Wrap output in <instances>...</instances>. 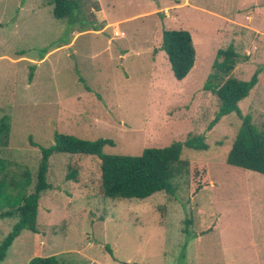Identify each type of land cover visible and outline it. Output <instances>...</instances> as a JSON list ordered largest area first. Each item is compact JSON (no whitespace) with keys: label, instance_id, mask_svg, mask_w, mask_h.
I'll list each match as a JSON object with an SVG mask.
<instances>
[{"label":"rangeland","instance_id":"1","mask_svg":"<svg viewBox=\"0 0 264 264\" xmlns=\"http://www.w3.org/2000/svg\"><path fill=\"white\" fill-rule=\"evenodd\" d=\"M80 4L72 19H56L47 0H0V118L9 123L1 175L13 184L27 171L33 191L40 150L29 137L43 147L55 132L109 138L114 145L103 152L138 155L202 134L208 148L183 147L180 158L206 161L210 186L191 201L190 182L202 170L184 166L173 194L110 199L100 192L96 157L53 153L37 232L22 230L0 264L47 255L60 264H264V175L226 163L241 119L232 112L208 129L218 101L203 89L216 50L233 43L246 60L232 76L247 80L259 70L239 108L264 129V0ZM164 29L191 34L195 61L181 80L160 49ZM69 165L77 181L66 179ZM199 206L213 209L214 231L200 227ZM16 221L0 218V241Z\"/></svg>","mask_w":264,"mask_h":264},{"label":"trees","instance_id":"2","mask_svg":"<svg viewBox=\"0 0 264 264\" xmlns=\"http://www.w3.org/2000/svg\"><path fill=\"white\" fill-rule=\"evenodd\" d=\"M47 2L52 5V15L56 19H72L81 7L80 0H47ZM160 49L166 54L175 79H183L195 61V49L189 31L164 29L161 33ZM241 59L246 60V56L240 55L233 43L216 50L211 70L203 83V89L214 94L218 101V109L208 124V129L215 125L222 116L235 113L241 119V124L226 155V163L264 175V129L257 128L252 123L251 116L243 115L239 108V102L256 85L259 70H255L247 80L232 76L234 67ZM32 72L33 66L30 67L29 79L32 77ZM8 132V118L2 116L0 118V143L6 141ZM29 141L32 146L40 150V160L32 192H27L30 184L27 171L24 172L22 180L13 184L7 181L5 175H1L6 161L0 158V218L17 217L11 231L0 241V261L5 258L8 248L22 230L37 232L38 202L41 193L51 187L47 182L46 174L48 160L53 153L96 157L99 161L100 192L110 199H143L159 191L173 194L172 178L184 166H186V172L193 167L202 170V173L190 182L191 201L196 193L210 186L206 161H183L180 158L183 147L198 150L208 148L202 134H189L185 140L165 146L145 147L138 155L103 152L105 145H114V141L109 138L90 140L55 132L53 143L50 146H40L30 137ZM68 169L66 179L77 181V169L70 165ZM197 213L203 231L206 233L214 231L217 224L213 209L211 208L208 213L199 206ZM189 222L185 219V223ZM26 264H60V261L56 255L33 256Z\"/></svg>","mask_w":264,"mask_h":264}]
</instances>
